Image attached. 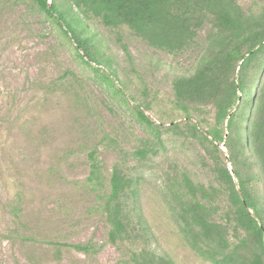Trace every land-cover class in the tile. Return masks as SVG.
<instances>
[{"label":"rangeland","instance_id":"1","mask_svg":"<svg viewBox=\"0 0 264 264\" xmlns=\"http://www.w3.org/2000/svg\"><path fill=\"white\" fill-rule=\"evenodd\" d=\"M237 2L245 12L263 7L262 0ZM86 25L115 75L101 70L122 84L123 95L99 80L97 65L78 56L63 26L34 0H0V264H135L129 242L108 238L103 201L115 164L137 178L150 248L175 264H213L189 246L168 206L183 172L208 184L212 155L230 168L226 148L206 135L214 108L186 118L174 102L172 82L195 70L208 27L196 44L171 54L126 26L112 28L96 17ZM136 106L161 128L177 127L164 131L163 145L141 161L132 151L152 136L137 121ZM91 150L98 187L87 180Z\"/></svg>","mask_w":264,"mask_h":264},{"label":"trees","instance_id":"2","mask_svg":"<svg viewBox=\"0 0 264 264\" xmlns=\"http://www.w3.org/2000/svg\"><path fill=\"white\" fill-rule=\"evenodd\" d=\"M34 1L63 26L64 34L82 51L78 56L97 65L92 68L99 80L122 95V84L118 87L101 70L115 75L109 57L101 55L88 34L86 20L96 17L112 28L126 26L150 47L171 54L196 44L199 33L208 27L195 70L172 82L174 102L186 118L202 107L214 108V123L206 135L212 144L226 148L230 168L212 155L213 181L208 184L183 172L168 206L189 246L202 258L213 264H264V0L257 13L245 12L237 0ZM135 114L152 136L132 151L141 161L163 145L164 131L177 127L161 128L139 106ZM187 126L188 131L198 132L196 125ZM88 156L87 180L101 186L95 152ZM125 168L113 165L108 178L103 209L109 240L129 242L135 264H175L150 248V229L137 207V178Z\"/></svg>","mask_w":264,"mask_h":264}]
</instances>
